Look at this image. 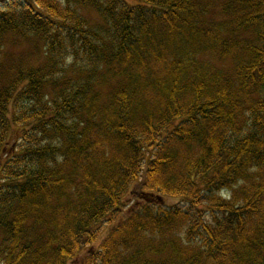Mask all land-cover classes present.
Returning a JSON list of instances; mask_svg holds the SVG:
<instances>
[{"label": "trees", "instance_id": "1", "mask_svg": "<svg viewBox=\"0 0 264 264\" xmlns=\"http://www.w3.org/2000/svg\"><path fill=\"white\" fill-rule=\"evenodd\" d=\"M9 35L0 264H264V0H0Z\"/></svg>", "mask_w": 264, "mask_h": 264}, {"label": "rangeland", "instance_id": "2", "mask_svg": "<svg viewBox=\"0 0 264 264\" xmlns=\"http://www.w3.org/2000/svg\"><path fill=\"white\" fill-rule=\"evenodd\" d=\"M214 9L220 7L225 0H207ZM85 16L90 21L91 24H96L99 20L96 12L92 10H85ZM0 71L2 70L4 74L10 75V72H13L15 68L20 66H28L30 63L35 64L38 60L41 59V47L36 45L35 42L30 40H20V38L14 37L12 35L7 36L0 43ZM1 180V172H0ZM183 202L177 199H168L166 201V207H176L182 206ZM126 214L123 216L125 217ZM124 219V218H122ZM118 221H115L111 224L105 223L102 225L101 237L98 243L94 246V250L99 248V245L103 240L108 236L113 227L117 224ZM99 228V227H98ZM90 248V247H89ZM87 254V251L84 254H81L79 257L74 259L72 264H83V260Z\"/></svg>", "mask_w": 264, "mask_h": 264}]
</instances>
